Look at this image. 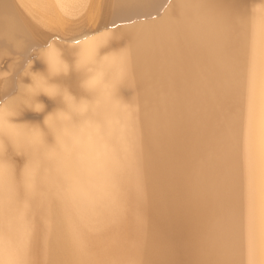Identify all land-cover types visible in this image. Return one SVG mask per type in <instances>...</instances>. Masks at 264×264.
I'll list each match as a JSON object with an SVG mask.
<instances>
[{
  "label": "bare ground",
  "instance_id": "1",
  "mask_svg": "<svg viewBox=\"0 0 264 264\" xmlns=\"http://www.w3.org/2000/svg\"><path fill=\"white\" fill-rule=\"evenodd\" d=\"M5 96L0 264H264V0H0Z\"/></svg>",
  "mask_w": 264,
  "mask_h": 264
},
{
  "label": "rangeland",
  "instance_id": "2",
  "mask_svg": "<svg viewBox=\"0 0 264 264\" xmlns=\"http://www.w3.org/2000/svg\"><path fill=\"white\" fill-rule=\"evenodd\" d=\"M254 7V3H253V1H252V3L250 2L249 4H248V8H247V13L249 14V12H250V10H251V8H253ZM149 18H152L151 16H148V17H146V16H142V17H135L134 19L135 20H144V19H149ZM134 20V21H135ZM131 23V22H130ZM58 39V38H57ZM10 58H12L13 59V61H15V62H17L18 60H19V56H17V55H10L9 56ZM12 61V62H13ZM28 62L29 63H31L32 64V69L29 71V73L28 74H31V75H38V74H42L43 72H44V67H43V62L41 63H39V61H37V59H29L28 58ZM38 62V63H37ZM35 64V65H34ZM39 66H38V65ZM42 66H41V65ZM37 65V66H36ZM40 69V70H39ZM2 72H4V74L6 75H11V73H9V71L6 69V70H3ZM24 74L25 73H20L18 76H17V78L18 79H22L23 77H24ZM21 81V80H20ZM28 81V79H26V80H23L22 79V82L21 83H24V82H27ZM8 98V97H7ZM4 105H1L0 106V110L2 109V107H3ZM244 111H245V109H244ZM44 112V109H43V106L41 105V104H37L36 105V107H34V108H32V109H30L29 110V113H26V116L28 117H23V118H21V119H18L16 122L17 123H25V122H30L31 121V117H32V115H36V114H42ZM47 114H49V112L48 113H46V115ZM40 120H42V118L40 119ZM159 226H158V228H159V231L157 232V235L159 236V240H165V239H163L164 237H166V234L164 233V230L165 229H168L169 231H170V229L167 227V225H165V223L164 222H160L159 221ZM179 230H180V233L182 234V235H180V233H178L177 232V241H176V244H177V247H175L176 248V251H177V253H178V258H177V261L179 262V264H186L187 263V258H186V241H185V238H186V234H184V232L181 230V228L179 227ZM160 234H162V235H160ZM161 264H163V263H161Z\"/></svg>",
  "mask_w": 264,
  "mask_h": 264
},
{
  "label": "water",
  "instance_id": "3",
  "mask_svg": "<svg viewBox=\"0 0 264 264\" xmlns=\"http://www.w3.org/2000/svg\"><path fill=\"white\" fill-rule=\"evenodd\" d=\"M165 4L166 3L164 1H162L160 3V6H158L154 11H152L150 14H147L145 16L146 17H148V16H151L152 17V18H149V19H153V18L160 17L164 13L162 11H163V6H165ZM138 17H142V16H138ZM109 18H110V16H109ZM134 20L135 19L132 18V19H129V20H126V21L118 22L117 24H118V26H121V25H124V24H129L130 22L143 21V20H135V21ZM117 24H115V25H117ZM108 26H110V24ZM5 100H7V96L2 97L1 100H0V103L5 102Z\"/></svg>",
  "mask_w": 264,
  "mask_h": 264
}]
</instances>
